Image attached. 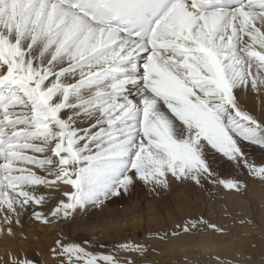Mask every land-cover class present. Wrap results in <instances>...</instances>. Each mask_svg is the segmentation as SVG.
<instances>
[{
	"label": "snow or ice",
	"instance_id": "snow-or-ice-1",
	"mask_svg": "<svg viewBox=\"0 0 264 264\" xmlns=\"http://www.w3.org/2000/svg\"><path fill=\"white\" fill-rule=\"evenodd\" d=\"M202 142L264 148V0H0V209L73 231L61 264H121L85 218Z\"/></svg>",
	"mask_w": 264,
	"mask_h": 264
},
{
	"label": "rangeland",
	"instance_id": "rangeland-1",
	"mask_svg": "<svg viewBox=\"0 0 264 264\" xmlns=\"http://www.w3.org/2000/svg\"><path fill=\"white\" fill-rule=\"evenodd\" d=\"M243 102L250 109H255L258 103L252 97H246ZM199 151V159L188 155L182 164L176 165L175 171L166 167L162 176L137 179L128 194L113 198L101 211L92 210L85 218L90 230L76 238L87 240L93 251H103L100 244L135 242L138 245L135 251L112 250L121 264H127V257H131L133 264H261L259 261L264 258V148L242 144L241 151L229 157L202 142ZM59 198L62 197L57 196L51 203L55 204ZM183 202L187 203L186 207ZM12 218L17 220L14 215ZM19 219L26 228L41 223L24 215ZM112 223L122 226L119 233L109 228ZM105 227L109 229L106 231ZM61 232L75 235L67 226L59 224L44 254L28 248L26 255L40 264H61L50 251ZM24 234L17 237L10 234L9 238L30 244L33 236ZM209 239L224 246L234 242V252L225 257L219 256L217 249L203 248ZM177 240L186 242L187 247L193 246L192 243L201 245L180 250L182 247L175 246ZM10 256L2 255L0 264H11L18 257Z\"/></svg>",
	"mask_w": 264,
	"mask_h": 264
},
{
	"label": "bare ground",
	"instance_id": "bare-ground-1",
	"mask_svg": "<svg viewBox=\"0 0 264 264\" xmlns=\"http://www.w3.org/2000/svg\"><path fill=\"white\" fill-rule=\"evenodd\" d=\"M45 179H47L49 181V183L46 185V189L43 190L44 194L46 196L51 195L52 199L56 198L57 196H60L59 189H58L59 185L51 182L54 179V177L45 176ZM188 201H190V200H188ZM186 202H187V200H186ZM185 203H184V205H185ZM191 205L193 206L192 203H191ZM185 207H186V205H185ZM186 210L188 212L187 208H186ZM189 210H191V209H189ZM187 212H182V213H187ZM12 215L13 214L11 213V211H9L7 208L0 209V260H1L2 255L3 256L5 255L7 257H9L12 254H14L16 256H20L23 253L28 252V251H26V250H28V248L34 249V252L38 251V252L44 254L46 249L49 248V246H51L49 244L51 243L52 238H53L52 234L55 233V230L58 229L59 224L47 223L48 225H46L45 223L41 222V223H38V225H32L31 224V227L26 228L25 225H23L22 221H21L20 225H18L16 223V220H13ZM9 221H11V223H9ZM15 224H17V225H15ZM105 228H106L105 230L107 231L108 227H105ZM109 228H113L115 232L119 233L122 229V226L119 223H116V224L112 223V226ZM24 233H26V235L27 234L30 235L29 237H31V235L33 236L31 238V240L29 241L30 244H28L27 242H25L23 240L14 241V240H11L12 238L11 239L9 238L10 234H14V235H16L15 237H17V235H20V234L25 235ZM200 237H202V236H200ZM206 238L208 239L207 236H206ZM200 239H202V238H200ZM206 242H204L205 244H204L203 248H206L210 251L217 249L216 251L219 253V256H223V255L227 256V254L234 252V248H235L234 242H229L225 246H224V244L221 245L220 243L212 241L211 239L207 240ZM218 244H220V245H218ZM177 245L179 247H182V249L180 248V250H188L187 248L194 249L195 247L193 248V246H196V245L200 246L201 244L200 243H192L191 245H193V246L187 247L188 244H186V242H182V241L177 240L175 242V246H177ZM25 255H26V253H25ZM7 257H5V258H7ZM259 263L264 264V258L261 259L259 261Z\"/></svg>",
	"mask_w": 264,
	"mask_h": 264
}]
</instances>
